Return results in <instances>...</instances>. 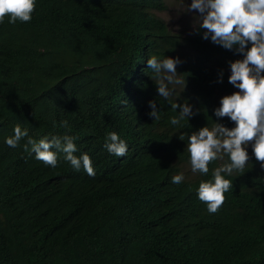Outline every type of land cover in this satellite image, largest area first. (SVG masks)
Masks as SVG:
<instances>
[{
    "label": "trees",
    "instance_id": "16d2710c",
    "mask_svg": "<svg viewBox=\"0 0 264 264\" xmlns=\"http://www.w3.org/2000/svg\"><path fill=\"white\" fill-rule=\"evenodd\" d=\"M169 1L38 0L29 22L0 23V264H264V170L250 153L209 213L196 188L224 161L193 174L180 138L218 119L220 97L237 91L228 68L239 54L202 31H172L158 14ZM152 54L181 58L177 102L195 113L182 129L157 94ZM153 99L159 121L148 115ZM62 120L94 176L63 153L45 166L24 150L26 137L15 148L4 143L17 124L37 140L63 134ZM108 131L128 143L123 157L102 147ZM180 171L184 181L172 183Z\"/></svg>",
    "mask_w": 264,
    "mask_h": 264
},
{
    "label": "clouds",
    "instance_id": "9594fccd",
    "mask_svg": "<svg viewBox=\"0 0 264 264\" xmlns=\"http://www.w3.org/2000/svg\"><path fill=\"white\" fill-rule=\"evenodd\" d=\"M38 0H0V23L29 22ZM193 14V27L202 39L210 40L225 50L239 54V58L229 61L228 82L237 91L220 97L219 106L214 109L218 119L208 122L199 129L180 138L186 140L184 151L188 153V164L193 174L209 173V163L224 161L212 168L209 179L201 180L196 188L197 198L206 204L209 213H215L225 200V193L232 187L229 177L233 172L243 173L250 162V153L264 170V0H186L182 10ZM182 63L179 56L149 55L147 69L157 87L162 101H167L175 115L169 117L172 126L183 128L182 121L193 116V105L185 100L177 102V97L186 87V80L178 72ZM224 69L218 71L217 81L222 83ZM179 91V95H176ZM175 97V99H173ZM149 117L154 121L161 118V108L156 100L148 102ZM227 117L233 122L228 127L219 118ZM54 127L57 125L54 123ZM59 127L63 134H45L38 140L29 136L28 129L15 125L12 134L5 136L4 143L15 148L22 138L26 152L34 154L36 160L45 166L55 168L58 156L89 176L95 175L93 161L87 151H79L78 137L71 133L67 120ZM250 146V147H249ZM102 147L116 157H123L128 151V143L116 131L105 134ZM79 151V154L77 152ZM225 157L227 159L225 160ZM185 179L183 171L171 177V182L179 184Z\"/></svg>",
    "mask_w": 264,
    "mask_h": 264
},
{
    "label": "rangeland",
    "instance_id": "374dc122",
    "mask_svg": "<svg viewBox=\"0 0 264 264\" xmlns=\"http://www.w3.org/2000/svg\"><path fill=\"white\" fill-rule=\"evenodd\" d=\"M185 7L186 0H170L169 9L165 12H158V14L167 21L172 31L193 32L195 31L193 27V14L182 11Z\"/></svg>",
    "mask_w": 264,
    "mask_h": 264
}]
</instances>
